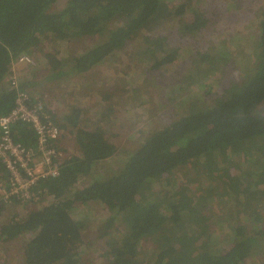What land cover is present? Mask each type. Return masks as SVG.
<instances>
[{
	"label": "trees",
	"instance_id": "1",
	"mask_svg": "<svg viewBox=\"0 0 264 264\" xmlns=\"http://www.w3.org/2000/svg\"><path fill=\"white\" fill-rule=\"evenodd\" d=\"M56 1L0 0V115L13 106L15 94L8 81L11 64L21 55L34 56V65L41 59L33 54L42 55L50 70L46 78L59 79L92 69L133 35L157 29L163 22L179 18L184 34L205 25L203 18L190 22L182 18L193 0H182L176 7L168 4L171 0H67L63 8L51 10ZM259 22L252 72L214 104L193 108L154 131L129 152L116 172L83 182L97 164L116 153V146L97 118L81 122L77 106L55 120L61 129L73 132L79 154L63 160L58 176L35 185L48 204L31 207L20 217L6 210L20 206L16 198L0 201V244L29 234L22 247L25 264H89L81 255V222L72 211L98 201L108 212L105 233L115 234L118 227L123 230L118 240L106 242L103 264H242L264 240V211L258 200L259 187L264 188V10ZM106 27L105 39L73 55L66 68L57 50L44 48L46 41L96 37ZM143 40L146 47L140 54L154 57L152 68L175 61V49L165 53L164 36L143 35ZM26 85L20 79V88ZM14 130L16 141L34 143V132L27 125L18 124ZM241 155L246 167L230 177L233 189L218 183L210 188L209 200L193 204L181 191L173 199L165 185L166 176L189 161L200 162L201 171L207 173ZM1 177L6 179L4 174ZM155 183H160L159 190ZM223 199L233 202V212L218 224L222 233L226 231L222 237L200 213L209 202L222 204ZM145 240H152L148 254L154 256L139 260V245Z\"/></svg>",
	"mask_w": 264,
	"mask_h": 264
},
{
	"label": "rangeland",
	"instance_id": "2",
	"mask_svg": "<svg viewBox=\"0 0 264 264\" xmlns=\"http://www.w3.org/2000/svg\"><path fill=\"white\" fill-rule=\"evenodd\" d=\"M66 1L57 0L51 10L63 8ZM181 2L171 0L168 4L176 7ZM193 2L191 10H186L182 18L185 22L203 18L201 24L205 25L195 33H182V21L174 18L163 22L157 29L133 35L121 49L92 69L68 73L59 79L46 78L50 70L38 53L33 54L41 59L38 65H24L22 75L15 68L20 79L28 83L24 88L43 101L54 121H59L77 106L81 110V122L88 118L95 121L97 118L109 141L116 146V153L97 164L83 182L99 175H108L111 170L118 171L129 152L154 131L187 115L193 108H206L214 104L227 89L241 83L245 75L252 72L256 64L258 24L264 10V0ZM199 13L202 16H198ZM107 29L96 37L54 43L46 41L44 48L46 51L52 48L57 50V56L64 61L66 68L72 63L73 55L103 41ZM143 35L164 36L165 53L175 49V61L160 69L152 68L154 57L140 54L146 47ZM62 131L61 149L65 156L68 158L79 154L73 132L68 128ZM238 162L242 163L241 166H238ZM245 167L242 155L207 173L201 171L200 162L192 160L172 170L166 176L168 184L165 185L173 199L179 198L181 191L192 198L194 204L198 200H209L210 188L218 183L230 188L233 185L230 181L232 174ZM81 182L79 185L83 184ZM159 185L155 183L154 188L159 190ZM259 188L262 191L258 198L259 205L264 211V188ZM41 196L43 194L38 196L37 201L11 206L6 209L7 213L15 211L17 215L13 216L21 217L31 207L48 204L49 199L46 201ZM178 204L182 205L183 201H178ZM232 204L231 200L223 199L222 204L211 201L202 208L200 214L213 225L216 235L223 237L226 233L218 229V224L227 218L229 212H233ZM72 216L81 222L82 257L87 258L89 264H103L106 242L114 241V238L118 240L120 236L117 235L123 230L118 227L119 232L115 234L112 231L109 235L105 233L104 222L108 212L98 201L79 205L72 211ZM189 233L193 231L189 230ZM28 238L29 234L15 242L0 244V264H25L22 247ZM199 242L200 239L196 243ZM150 248L152 240H145L139 245V260L153 258L154 255L148 254ZM263 260L264 240L242 264H262Z\"/></svg>",
	"mask_w": 264,
	"mask_h": 264
},
{
	"label": "built area",
	"instance_id": "3",
	"mask_svg": "<svg viewBox=\"0 0 264 264\" xmlns=\"http://www.w3.org/2000/svg\"><path fill=\"white\" fill-rule=\"evenodd\" d=\"M34 65L29 55H21L11 64L9 90L15 96L9 112L0 115V201L12 197L19 203L38 200L39 180L59 175L65 153L61 149L62 129L56 124L42 100L20 88L16 65ZM25 124L33 130L35 140L26 145L14 139L15 126Z\"/></svg>",
	"mask_w": 264,
	"mask_h": 264
},
{
	"label": "crops",
	"instance_id": "4",
	"mask_svg": "<svg viewBox=\"0 0 264 264\" xmlns=\"http://www.w3.org/2000/svg\"><path fill=\"white\" fill-rule=\"evenodd\" d=\"M23 65H16L15 68L19 70L20 75H22V69H23Z\"/></svg>",
	"mask_w": 264,
	"mask_h": 264
}]
</instances>
